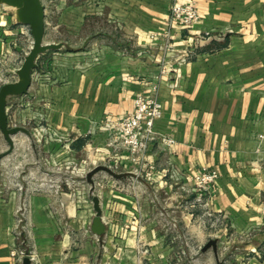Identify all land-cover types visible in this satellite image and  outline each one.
<instances>
[{
  "label": "crops",
  "instance_id": "1",
  "mask_svg": "<svg viewBox=\"0 0 264 264\" xmlns=\"http://www.w3.org/2000/svg\"><path fill=\"white\" fill-rule=\"evenodd\" d=\"M74 1L45 8V42L58 47L38 56L28 92L7 100L10 126L21 127L13 148L31 151L32 137L42 134L36 127L45 123L60 139L40 144L41 167L50 153L51 164L61 167L73 160L93 167L119 161L120 172L137 176L95 175L107 226L102 236L90 229L96 212L85 193L68 186L59 195L27 194L10 180L7 191L0 185V264H25L26 258L31 264H95L98 256L102 264H166L165 226L176 211L164 204L159 209L155 192L163 189L169 203L196 196L171 185L173 167L187 176L203 167L219 172L209 208L231 223L235 240L264 228V0H195L200 19L189 27L168 19L175 1L191 0ZM6 7L0 5V61L14 71L33 35ZM166 28L180 53L191 49L187 62L174 61L163 38L151 37ZM67 46L75 50L59 51ZM153 85L164 106L157 129L175 143L152 145L137 168L111 144V133ZM0 137L9 143L1 128ZM187 210H180V221L203 236ZM257 237L264 244V234ZM26 247L36 257L12 255ZM244 264H264V253Z\"/></svg>",
  "mask_w": 264,
  "mask_h": 264
},
{
  "label": "rangeland",
  "instance_id": "2",
  "mask_svg": "<svg viewBox=\"0 0 264 264\" xmlns=\"http://www.w3.org/2000/svg\"><path fill=\"white\" fill-rule=\"evenodd\" d=\"M42 1L45 4V8L48 10H54L56 5L60 4L61 0ZM65 1L67 5H71L73 3V0ZM83 1L84 0H75L74 3H76V5L77 3L82 4ZM1 4L7 6L6 8L8 9L11 8L9 10H11L12 13L21 16L20 7L17 4H11L6 0H1L0 5ZM74 50L75 49L67 46L63 48V50L59 51L68 52ZM72 56L73 55H69V58H72ZM18 65L19 64H16L14 66L16 68L13 71L11 70L12 67H9L8 65L2 66L0 61V88L7 82H13L20 79L19 73L22 65ZM165 72L168 73L166 69H164V73ZM13 96L18 95H10L9 97L12 99ZM36 129L42 132V134H36L32 137L37 143L34 144L31 151L28 149L27 152H24L21 148L19 150H16V148L11 149L10 144H4V141H1L0 137V162H7L8 158L11 160V163H5V165H2V163L0 164L1 187L7 191L10 180L13 187H16L19 191H27V194L44 192L49 195H59L61 190L66 189L65 187L71 186L74 192L78 190L80 193H85L87 200L92 201L94 195L90 193L91 184L87 181L86 175L87 170L94 167L90 166V163L84 162V160H81V162L73 160L75 164H68L63 167L58 164H51L50 153L47 154V166L41 167L37 156L39 157L38 154H41L42 156L46 155L43 150L40 152V149L42 148V145L40 144L60 139V137L58 132H52L53 130L45 123L37 125ZM56 156H58V154ZM30 159H33L32 163L29 161ZM101 173L110 176L107 172L102 171ZM171 185L183 188L185 191L189 192L190 195L195 193L196 196L192 198L191 196L184 195L183 198L180 197L179 200L169 203L167 202V193L165 194L163 189H159L155 192L159 200L157 201L156 197H154L153 202L159 206V209H161V204H164L166 209L169 210L170 208V210L174 209L176 211L172 214L173 217H170L171 219L168 223L169 227L165 226L166 233H169L167 240L169 238L171 245L168 262L166 264H244L246 259L255 253L260 254L261 258L263 257L264 244L261 242L262 239L257 236L258 233L264 234V228L260 231H248L245 234H241L238 237V240H235V238H237V233L233 231L231 223L228 222L226 218L221 216V214L210 210L209 205H204L206 200L203 201L198 198L197 192L194 191V186L172 181ZM96 186L95 193L98 192L97 183ZM20 207L19 213L23 212V203ZM184 207H187L188 210ZM180 210H187L192 213V222L204 231L202 232L204 233L203 236H200L198 230H189L185 227L179 219ZM18 216L20 220V217L24 215ZM210 239H217L219 242L217 255L215 254L213 248L203 251V247ZM26 248L28 249L26 250L27 254L34 253L31 252L30 248ZM112 250V255H115V248ZM141 250H143V248ZM145 251H147V249ZM97 258L98 259H96L95 264H102L101 256H98Z\"/></svg>",
  "mask_w": 264,
  "mask_h": 264
},
{
  "label": "built area",
  "instance_id": "3",
  "mask_svg": "<svg viewBox=\"0 0 264 264\" xmlns=\"http://www.w3.org/2000/svg\"><path fill=\"white\" fill-rule=\"evenodd\" d=\"M199 19L200 14L195 0L186 3L175 1L172 4L169 16L171 25L178 24L183 27H189ZM171 36L169 28L162 30V32H154L151 35L154 39L163 38V45L170 52L174 61L187 62L191 58V49L188 47L186 51L180 53L174 41L170 40ZM152 88V91H146L136 97L134 110L125 114L118 121L111 133L113 138L111 144L116 147L121 146L122 150L129 154L137 168L141 164L139 159L146 154L152 145L157 144L165 147L175 143L173 136L160 132L157 129L156 124L164 114V106L157 95V86L153 85ZM108 165L116 171H121L119 161ZM169 175L174 182L184 183L187 180L192 182L198 198L203 201L206 200L204 205L207 206L213 195V187L219 177V172L216 169L203 167L195 174L187 176L178 168L173 167L170 169ZM26 254V250L22 249H15L12 252V255L19 260H22V257L26 256ZM31 257L34 258L35 255L31 254Z\"/></svg>",
  "mask_w": 264,
  "mask_h": 264
},
{
  "label": "water",
  "instance_id": "4",
  "mask_svg": "<svg viewBox=\"0 0 264 264\" xmlns=\"http://www.w3.org/2000/svg\"><path fill=\"white\" fill-rule=\"evenodd\" d=\"M1 1V0H0ZM11 4H17L20 7L21 18L23 22L28 24L33 35V44L25 56L23 64L20 68V79L18 81L7 82L0 88V128L5 138L11 145H14V136L21 131L19 126H10L8 121L7 100L10 95H21L28 92L33 78V70L37 66L38 56L52 48H57L58 45L54 43L45 42V6L42 0H6ZM107 172L114 178H122L127 176H137L134 172L125 171L119 172L108 165L100 164L89 170L86 175L87 181L91 184L90 192L93 194V203L95 208V216L92 219L90 229L98 236H102L107 232V226L102 218V207L100 197L95 193L96 181L95 175L100 172ZM213 248L215 254L218 253L219 242L217 239H210L203 251ZM25 264H31L30 258L25 259Z\"/></svg>",
  "mask_w": 264,
  "mask_h": 264
}]
</instances>
